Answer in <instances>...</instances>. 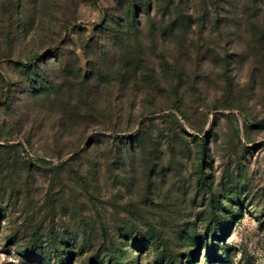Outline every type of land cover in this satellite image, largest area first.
I'll use <instances>...</instances> for the list:
<instances>
[{"label": "rangeland", "instance_id": "374dc122", "mask_svg": "<svg viewBox=\"0 0 264 264\" xmlns=\"http://www.w3.org/2000/svg\"><path fill=\"white\" fill-rule=\"evenodd\" d=\"M53 241L264 264V0H0V264H58Z\"/></svg>", "mask_w": 264, "mask_h": 264}, {"label": "trees", "instance_id": "16d2710c", "mask_svg": "<svg viewBox=\"0 0 264 264\" xmlns=\"http://www.w3.org/2000/svg\"><path fill=\"white\" fill-rule=\"evenodd\" d=\"M136 8H137L136 5H132V4L129 3L127 11H126L127 16L134 15ZM142 13H144V14L148 13V6L144 5L142 7ZM33 59L34 60H29V61H26V63H23L22 70L26 73V76H27L26 80H27L28 84L31 86L32 91H34L35 89H38L39 91H44L45 88H46L44 86L45 78L39 73L38 63H37V60H36L37 58H33ZM173 110L181 118H184L183 114L181 113V111L176 106L173 107ZM172 116L174 117V119H177L175 114H172ZM117 135L118 134L116 133V135H114L113 137H116ZM202 144H204V142ZM201 167H202V163H200V169H201ZM203 177H204V179L206 178L205 175ZM224 191H225V193L228 192V190H224ZM227 194H229V193H227ZM232 194L234 195V197L229 198L228 202L239 203V202H237L238 197H239V193L238 192L234 193L232 191ZM214 200H215L214 204L211 205L210 216H212V218H215L213 222L216 224V226L218 225L220 220H222L224 218H226V219L234 218V217H236L237 214H239L238 212H239V209H240L239 207L240 206L236 210H234L230 206L224 207L220 203L218 205H216L215 202L217 203L218 199H214ZM207 232H209V231H207ZM219 232H221V234L223 233V231H219ZM216 234H217V231H213V233H212L213 237H210L211 240H214V236ZM201 237L203 238V237H205V235L203 234V236H201ZM146 240L149 241L151 239L148 238ZM142 242L144 243V240ZM36 246L39 247V245H36ZM49 246L51 248H53V252L52 253L54 255V258L58 262V264H63L64 263L63 251H61V249L57 246V244L54 241L53 242H49ZM35 248H37V247H35ZM206 256L208 257V264H211L210 253H206ZM192 257L194 258V256H192L191 254H187L185 260L189 264H193ZM214 257H216V256H213V258ZM161 259H162V261H164L165 258L163 257ZM110 260L113 261L114 264H126V263H122L121 258H119V257H117L115 255H111ZM97 262H99V261L97 260ZM166 262L168 264H183V261H182L181 257H179L178 255L176 257L169 256L166 259ZM99 264H103V262H99Z\"/></svg>", "mask_w": 264, "mask_h": 264}]
</instances>
